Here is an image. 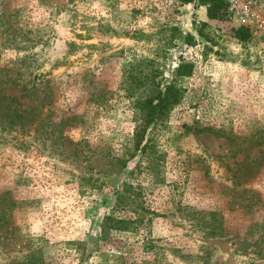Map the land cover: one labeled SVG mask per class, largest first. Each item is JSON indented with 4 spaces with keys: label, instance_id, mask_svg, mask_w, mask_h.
<instances>
[{
    "label": "rangeland",
    "instance_id": "obj_1",
    "mask_svg": "<svg viewBox=\"0 0 264 264\" xmlns=\"http://www.w3.org/2000/svg\"><path fill=\"white\" fill-rule=\"evenodd\" d=\"M214 1L0 0V264H264V21Z\"/></svg>",
    "mask_w": 264,
    "mask_h": 264
},
{
    "label": "trees",
    "instance_id": "obj_2",
    "mask_svg": "<svg viewBox=\"0 0 264 264\" xmlns=\"http://www.w3.org/2000/svg\"><path fill=\"white\" fill-rule=\"evenodd\" d=\"M182 1L186 3H193L197 0ZM225 8V1H214L208 7V17L212 19H221L224 17ZM204 25H206V23L203 24V26ZM200 32H202V28L199 29V33ZM190 36L191 35H189V37ZM235 36L241 41H247L251 37V32L248 28L240 26L235 29ZM149 66L150 69L147 72H139L138 75H134L133 72L130 71L128 76V78L131 79L130 83L133 85V88L137 89L136 91H132V96H137L136 103L142 115V123L137 129L138 144L136 145V151L131 154L132 157L136 156L138 150L144 153L148 151L149 140L144 141L148 128L152 125L164 124L169 117L171 110L183 96V91L177 86L175 80L163 87L162 82L159 79L161 75L160 67L154 63H151ZM176 71L179 74L189 72L187 65L184 63H181L177 67ZM138 90H140L139 93L137 92ZM18 116L22 117V115ZM123 223H125V220L116 219L111 215H107L103 221L102 229L107 231V228L112 226H121Z\"/></svg>",
    "mask_w": 264,
    "mask_h": 264
},
{
    "label": "built area",
    "instance_id": "obj_3",
    "mask_svg": "<svg viewBox=\"0 0 264 264\" xmlns=\"http://www.w3.org/2000/svg\"><path fill=\"white\" fill-rule=\"evenodd\" d=\"M226 14L240 22L252 17H260L264 21V0H225Z\"/></svg>",
    "mask_w": 264,
    "mask_h": 264
},
{
    "label": "crops",
    "instance_id": "obj_4",
    "mask_svg": "<svg viewBox=\"0 0 264 264\" xmlns=\"http://www.w3.org/2000/svg\"><path fill=\"white\" fill-rule=\"evenodd\" d=\"M201 13H202L203 16H204V14L207 16L208 15L207 8L202 7Z\"/></svg>",
    "mask_w": 264,
    "mask_h": 264
}]
</instances>
